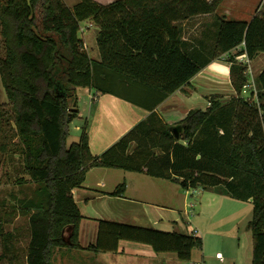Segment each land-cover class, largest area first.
I'll return each mask as SVG.
<instances>
[{
    "label": "trees",
    "instance_id": "trees-1",
    "mask_svg": "<svg viewBox=\"0 0 264 264\" xmlns=\"http://www.w3.org/2000/svg\"><path fill=\"white\" fill-rule=\"evenodd\" d=\"M221 1L78 0L70 7L63 0H0L4 47L0 77L11 106L5 113L11 114L15 135L21 139L25 173L42 185L30 205L34 210L25 247L18 244L19 233L5 231L0 222L4 264H49L53 247H80L82 216L72 188L82 185L93 166L143 171L184 189L214 188L251 200V262L264 264V115L240 96L246 65L236 60L243 52L249 59L264 52V14L256 13L249 21L226 19L215 13ZM213 12L217 22L213 54L201 58L202 53L185 49L180 22ZM86 19L99 28V60L88 54L78 37L80 22ZM222 54H227L236 96L225 104L212 97L207 108L189 110L181 120L186 122L183 134L175 137L154 107ZM138 83L149 86V103L128 93L129 85L135 89ZM256 84L262 96L264 70ZM77 87L112 93L150 113L94 155L85 126L77 141L67 143L68 124L77 113L69 111ZM123 187V182L118 184L111 194L123 193ZM21 209L23 213L28 207ZM120 239L149 243L157 252L173 251L188 261L192 249L202 246V238L193 233L101 219L96 241L87 248L117 251Z\"/></svg>",
    "mask_w": 264,
    "mask_h": 264
},
{
    "label": "crops",
    "instance_id": "crops-1",
    "mask_svg": "<svg viewBox=\"0 0 264 264\" xmlns=\"http://www.w3.org/2000/svg\"><path fill=\"white\" fill-rule=\"evenodd\" d=\"M96 1L107 4L113 0ZM243 2L244 0H224L221 4H225L227 8L223 11L225 18L233 16V13L246 11V14H249L248 19L235 18V20L249 21L256 13L264 14V0H260L259 5L253 11H251V6L243 11L246 8L243 6ZM208 14H198L180 22V26H183V33L181 34L185 49L203 53L204 45L201 41L204 32L202 31L201 35L197 37L199 39L195 40L194 36L186 34V30L188 29L190 33H196L198 24L201 26L200 28L207 27L208 23L203 25V19L208 17ZM84 21L89 23L85 27L86 30L93 27L94 40L96 41L98 26H93L94 23L90 19ZM84 33L85 31L82 32V40L88 50V41ZM89 54L92 55L93 59L99 60L97 43L96 51L92 48V53L89 52ZM260 55H264V52H259L249 60H257ZM229 67L230 63L220 61L219 57L210 59L189 82L169 94L153 110L163 122L171 125L185 117L189 110L203 107L204 101L207 102V94L223 91L233 92ZM149 89L148 85L138 83L135 89L129 85L128 93L142 102L149 103L150 99L146 97ZM80 90L87 93L89 98L87 104L86 99L82 100V103L80 102ZM76 97L75 104L72 103L77 110L75 117L84 120L81 127L85 126L89 149L94 155L101 154L150 113L147 107L109 92L102 93L92 87H77ZM79 136H72L73 138L70 139L68 136L67 143L77 141ZM121 169L93 166L87 170L82 185L72 188V196L82 216L78 224L77 237L80 247H53L49 264H185L184 260L180 259L175 252H157L151 244L140 241L120 239L117 251H94L87 248L96 241L101 219L197 234V229L193 228L192 225L188 226L185 216L176 207V200L180 195L178 186L186 196V189L182 188L179 183L170 179L151 176L143 171L122 169L124 172L120 175ZM121 178L124 180L123 193L111 194L117 185L122 183ZM158 180L163 182H157ZM196 188L200 189V187ZM215 194L221 195L219 192H215ZM184 201L183 195V206L185 205ZM195 248L192 249L191 257L196 254L193 253ZM201 256L203 257V255ZM223 261L218 260V264L223 263Z\"/></svg>",
    "mask_w": 264,
    "mask_h": 264
},
{
    "label": "rangeland",
    "instance_id": "rangeland-1",
    "mask_svg": "<svg viewBox=\"0 0 264 264\" xmlns=\"http://www.w3.org/2000/svg\"><path fill=\"white\" fill-rule=\"evenodd\" d=\"M63 1L71 7L78 0ZM223 1L224 0H222L221 3ZM221 3L215 13L217 12L216 14L226 17L223 13V11L227 9L226 5ZM259 3L260 0H244L243 6H246V8L243 9V11H245L248 6H251V11H253V9L257 8ZM215 13H209L208 17L203 19V25L204 23H208L207 27L204 26L200 28L201 26L198 24V28L196 29L197 34L190 33L188 29L186 30V34L188 36H194L195 40L199 39L197 37L201 35L202 31L204 32L201 41L204 45V53H202L203 57L201 58H211L213 54L217 28ZM246 13V11L236 12L232 14L233 16H229L227 19H248L249 14ZM88 24L84 20L80 22V26L84 28L88 26ZM93 26H97V24L94 23ZM181 28V33H183V26H181ZM86 29L84 30V34L86 35L89 49L87 50L85 46L84 49L89 54V52L92 53V48L96 51V41L94 40L93 27H90L88 30ZM78 37L82 38V32L80 30L78 31ZM239 48H242V46H239ZM2 55H4V47L0 35V56ZM218 57L220 61H227V54H222ZM236 60L238 61L239 59L236 57ZM239 62L242 63V60ZM245 65V74L247 75V79L254 80L258 91L256 103L253 105L257 106L258 114L262 116L264 115V109L261 108L262 104H264V94H262V96L259 95L260 93L256 84V78L258 74L264 70V55H260L257 60L247 61ZM261 91L264 92V89H261ZM79 95L80 102L82 103V100L84 101V99H86L87 104L89 99L87 93L80 90ZM219 95L221 100H218L222 104H225L233 96H236V91H231V93L223 91L220 93L213 92L207 94V102L204 101L205 103L201 109H205L210 106L211 98H218ZM241 95L242 91L240 93V96ZM70 104L72 107V102H70ZM71 107L69 111H71ZM5 110L10 112L11 106L7 101L4 86L0 77V148L3 145H6L5 150L0 149V222L2 223L5 231H17L19 233L18 244L21 247H25L28 243L27 228L29 216L34 210L32 207V209L30 208V205H33V203L37 200L38 190L42 185L31 180L29 175L25 173L23 169L24 158L21 153L22 142L20 137L15 135L16 129L15 124L11 119V114L7 115L9 112L5 113ZM183 119L184 117L180 120ZM83 123L84 120L74 117L68 124L69 138H67H73L72 136L78 137L81 134L82 130L80 127ZM179 141L185 143L183 139H180ZM123 170H120V175L123 174ZM127 176L129 178V175ZM121 182H124L122 178ZM157 182L163 181L158 180ZM177 188L180 195L176 200V207L181 211V214L185 216L188 226L192 225L193 228H196V235L202 238V246L196 247L193 251V253H196L197 256H199L197 257L196 254H194L189 261L200 264H218L219 259L215 255L216 251H219L223 255L224 260L221 264H251L253 239L252 231L248 227V222L252 218L253 204L251 200H239L222 193L221 195H217L215 192L218 191L214 188L203 187L199 190L196 189L194 192L192 189H188L185 191V196L180 187L178 186ZM182 194L185 197L184 206L182 205ZM180 196L181 199H179ZM24 205L28 207V210L21 213V208ZM1 247L0 238V253ZM201 255H203V257ZM189 261L184 260L185 264ZM4 263L5 261L0 260V264Z\"/></svg>",
    "mask_w": 264,
    "mask_h": 264
},
{
    "label": "built area",
    "instance_id": "built-area-1",
    "mask_svg": "<svg viewBox=\"0 0 264 264\" xmlns=\"http://www.w3.org/2000/svg\"><path fill=\"white\" fill-rule=\"evenodd\" d=\"M85 28L80 26V31L84 32ZM237 59H239L238 61L242 60V63H247V61H249V58L247 57L246 53L243 52L239 55L236 56ZM258 94L257 88L255 86L254 80L253 79H247L246 82L243 84L242 87V98L249 104V105H253L256 103V96ZM258 103V102H257ZM188 189H192L193 192L197 189V188H188ZM186 189V191L188 190ZM220 261H223V256L221 254V252H216L215 255ZM188 264H200V263H195V262H191L189 261Z\"/></svg>",
    "mask_w": 264,
    "mask_h": 264
},
{
    "label": "water",
    "instance_id": "water-1",
    "mask_svg": "<svg viewBox=\"0 0 264 264\" xmlns=\"http://www.w3.org/2000/svg\"><path fill=\"white\" fill-rule=\"evenodd\" d=\"M71 109H75V106H72ZM185 126H186V122L178 121V122L172 123L170 125V129L172 130L175 137L179 138L183 134L185 130Z\"/></svg>",
    "mask_w": 264,
    "mask_h": 264
}]
</instances>
